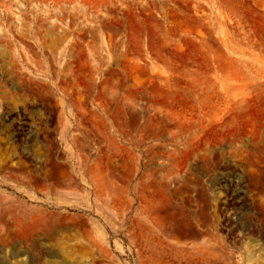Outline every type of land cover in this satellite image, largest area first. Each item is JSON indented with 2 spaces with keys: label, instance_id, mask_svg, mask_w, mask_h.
<instances>
[{
  "label": "rangeland",
  "instance_id": "1",
  "mask_svg": "<svg viewBox=\"0 0 264 264\" xmlns=\"http://www.w3.org/2000/svg\"><path fill=\"white\" fill-rule=\"evenodd\" d=\"M0 264H264V0H0Z\"/></svg>",
  "mask_w": 264,
  "mask_h": 264
}]
</instances>
